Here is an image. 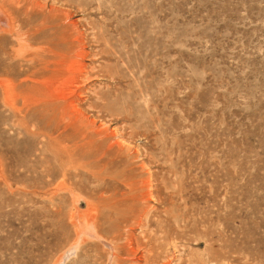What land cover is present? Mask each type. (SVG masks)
Masks as SVG:
<instances>
[{
    "label": "rangeland",
    "instance_id": "374dc122",
    "mask_svg": "<svg viewBox=\"0 0 264 264\" xmlns=\"http://www.w3.org/2000/svg\"><path fill=\"white\" fill-rule=\"evenodd\" d=\"M57 262L264 264V0H0V264Z\"/></svg>",
    "mask_w": 264,
    "mask_h": 264
},
{
    "label": "bare ground",
    "instance_id": "6f19581e",
    "mask_svg": "<svg viewBox=\"0 0 264 264\" xmlns=\"http://www.w3.org/2000/svg\"><path fill=\"white\" fill-rule=\"evenodd\" d=\"M71 248H72V247H71ZM70 251H71V250H70ZM68 252H69V251H68ZM68 252H67V253H68ZM71 254H72V253H71ZM61 258H62V257H61ZM63 258H64V257H63ZM61 260H62V259H61ZM59 262H60V259H59ZM61 262H62V261H61ZM57 264H61V263H58V262H57Z\"/></svg>",
    "mask_w": 264,
    "mask_h": 264
}]
</instances>
